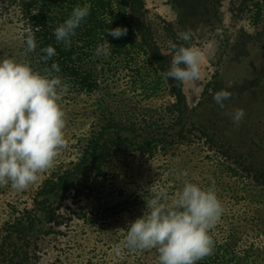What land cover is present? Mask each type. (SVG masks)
I'll return each mask as SVG.
<instances>
[{
    "label": "rangeland",
    "instance_id": "1",
    "mask_svg": "<svg viewBox=\"0 0 264 264\" xmlns=\"http://www.w3.org/2000/svg\"><path fill=\"white\" fill-rule=\"evenodd\" d=\"M143 1L146 21L163 53L170 55L172 41L177 40L182 46L197 48L201 54L199 79L183 82L182 86L185 138L179 137L177 127L168 136L174 143H152L151 153H137L134 148L138 149L144 141L141 135L148 127L144 123L138 125L137 113L158 110V106L168 104L170 97L165 93L146 101L132 95L137 92L129 89L131 76H125V71L109 84L99 77L101 85L95 93L66 87L56 101L65 117V146L58 150L53 166L39 172L36 181L22 191L12 189L10 183L0 184V241L7 220L25 208H33V189L43 175L71 169L78 162L81 143L100 126L98 99L104 101L105 94L110 93L106 98L110 106L118 112L124 109L135 123V130L129 135V146L120 148L101 167L102 173L95 177L90 191L78 195L80 192L69 188L50 197L53 216L59 219L60 214L69 220L57 227L61 234H47L46 228L39 230L45 218L39 214L43 222H36L39 226L29 236V259L23 264H122L125 260L140 264L135 259L136 251L129 250L123 241L127 224L140 217L146 203L162 191L165 195L161 196V203L167 207L184 182L215 192L223 211L212 227L229 224L243 237L257 226L264 228V192L258 193L247 180L242 182L227 169L242 162L264 168V36L258 41H251L248 36L260 28L251 26L247 15L236 13L237 0L211 3L197 15H184L172 0ZM3 13L6 22L0 24V60L30 62L25 43L27 28L19 11L12 8ZM188 30L191 37L187 43L177 39L178 32ZM221 89L232 94L223 108L213 101V94ZM236 108L245 113L239 125L226 114ZM169 122L168 118L166 124ZM206 132L208 135L204 136ZM220 144L234 153L226 152L229 158L222 157L215 147ZM86 169L91 171L90 167ZM263 240L264 234L262 243ZM4 251L0 264H8L10 255ZM146 254L138 250L136 255L143 257L142 263L155 264L157 256Z\"/></svg>",
    "mask_w": 264,
    "mask_h": 264
},
{
    "label": "trees",
    "instance_id": "2",
    "mask_svg": "<svg viewBox=\"0 0 264 264\" xmlns=\"http://www.w3.org/2000/svg\"><path fill=\"white\" fill-rule=\"evenodd\" d=\"M220 1L172 0V4L184 15H197L211 3L219 4ZM144 5L143 0H0V24L6 22L3 20V11L7 13L8 10L15 8L27 28L25 43L29 37H34L37 47L35 51L27 52L30 59L27 64L38 74L47 76L51 72V75L61 79L68 90L95 93L101 85L99 77H103L102 81H108L109 84L125 71L127 72L125 76L129 74L131 76L129 89L137 92L132 95L146 101L165 93L169 95L170 100L167 105L158 106V110H141L137 113L138 125L144 123L148 126L144 129L145 134L141 135L144 141L138 145V149L134 148L140 155L145 151L151 153L152 143L160 141L165 145L174 143V140L168 139V136L177 127H180L178 135L181 139L185 138L182 132H187L184 128L186 107L183 83L175 82L171 78L165 81L162 76V73L171 66L172 48L170 47V55L161 51L146 21ZM76 6H88L89 15L75 30L70 46L65 47L63 42L56 41L53 30L69 17ZM235 11L238 15H247L250 25L260 28V31L248 35L251 41L260 40L264 36V0H237ZM116 27L126 28L127 34L119 38L107 34L108 29ZM102 35L103 40H106L112 49L108 56L95 55L96 46L100 43ZM172 44L181 46L177 40H173ZM47 46H52L56 55L45 61L42 59L45 54L41 49ZM139 57L142 59L140 60ZM53 63L59 66L58 72L51 70ZM61 94L58 91V99ZM105 95L108 99L110 93L107 92ZM106 98L104 101L97 100L101 104L97 116L100 126L84 143H81L79 160L74 167L52 171L46 177L43 175L42 181L33 189L35 192L32 197L33 208H25L11 220H7L0 241V254L3 255L4 250H8L6 253L10 255L7 258L8 264H23L28 261L29 236L39 226L36 222L42 223L44 220V223L48 224L46 226L42 223L43 226L39 228V230L46 228L47 234H61L57 227L69 218L66 219L60 214L57 215L59 219L53 216L50 209L51 196L69 188L80 192L78 195L90 191L95 177L102 173L101 167L114 156L116 151L129 146L131 142L129 135L134 132L135 123L124 114V109L118 112L112 108ZM59 103L61 104V101ZM70 116L67 115L68 118ZM168 118L171 122L166 124ZM206 134L208 135L207 132L203 133L204 136H207ZM209 141L211 142L212 139ZM215 147L225 158L229 156L224 153L232 151L234 153V150L222 144ZM87 167H90V172H86ZM227 169L231 175L239 176L242 182L247 180L258 193L264 192V168L252 162H242L234 169L228 167ZM39 214L45 218L42 220ZM227 226L219 224L209 230L213 241L212 250L196 264H264V240L263 243L261 241L264 228L256 225L258 228L251 233L242 232L245 234L243 237L235 229L229 228V224ZM242 239L246 240L242 241ZM135 251V259L140 260V264H146L141 262L142 256L136 255L138 250ZM144 251L146 255L157 256L155 249ZM122 264L129 263L125 260Z\"/></svg>",
    "mask_w": 264,
    "mask_h": 264
},
{
    "label": "clouds",
    "instance_id": "3",
    "mask_svg": "<svg viewBox=\"0 0 264 264\" xmlns=\"http://www.w3.org/2000/svg\"><path fill=\"white\" fill-rule=\"evenodd\" d=\"M88 15V6L74 7L54 28L56 41L69 47L75 30ZM106 32L119 38L127 34V29L116 27ZM103 35L96 56H108L112 51ZM190 37V30L177 33V39L185 43ZM36 47L34 37H29L26 51H35ZM171 48V66L162 73L163 79L181 83L198 80L200 51L190 45L172 44ZM41 51L45 61L56 55L52 46ZM51 70L58 72L59 66L53 63ZM58 90L63 92L66 86L51 72L42 76L27 63L0 60V184L10 183L12 189L22 191L36 181L39 172L53 166L58 150L65 146V117L56 102ZM231 95L221 89L213 94V101L223 108ZM226 114L236 125L245 116L242 108ZM163 195L162 191L149 200L143 214L127 224L124 244L129 250L155 249L157 264H196L212 250L209 230L222 214V206L211 188L191 182H184L167 207L161 203ZM115 251L119 253L118 246Z\"/></svg>",
    "mask_w": 264,
    "mask_h": 264
}]
</instances>
